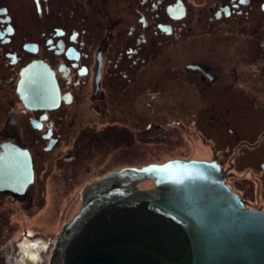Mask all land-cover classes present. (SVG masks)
<instances>
[{"label":"flooded vegetation","instance_id":"1","mask_svg":"<svg viewBox=\"0 0 264 264\" xmlns=\"http://www.w3.org/2000/svg\"><path fill=\"white\" fill-rule=\"evenodd\" d=\"M263 80L264 0H0V151L26 152L33 173L0 204L32 209L48 185L81 204L112 172L196 160L264 213ZM167 128L185 154L140 165Z\"/></svg>","mask_w":264,"mask_h":264},{"label":"water","instance_id":"2","mask_svg":"<svg viewBox=\"0 0 264 264\" xmlns=\"http://www.w3.org/2000/svg\"><path fill=\"white\" fill-rule=\"evenodd\" d=\"M28 154L3 146L0 194L23 196ZM153 181V187L137 185ZM264 264V213L245 208L216 162L171 160L100 177L81 193L48 264Z\"/></svg>","mask_w":264,"mask_h":264},{"label":"rangeland","instance_id":"3","mask_svg":"<svg viewBox=\"0 0 264 264\" xmlns=\"http://www.w3.org/2000/svg\"><path fill=\"white\" fill-rule=\"evenodd\" d=\"M206 40L211 41V39ZM235 40L236 50L234 55L237 57L244 54L240 46L246 45V38L245 36H237ZM236 62L240 64L238 60ZM257 66L256 63L250 65L245 62L243 71L252 72ZM244 87L246 86L244 85ZM191 128L187 129L194 135V128ZM167 129L173 131L175 137L162 138L156 141L152 148L154 154L148 155L147 158V155L141 158L140 165L151 162L161 163L166 159L181 157L185 154L186 143L183 141L181 149L179 147L181 145L180 137L182 136V134L180 136L179 128ZM176 138H178V141H175ZM198 151L197 149L196 152ZM48 186L49 189L33 193L36 204L32 209L27 208V205H25V208L21 205H13L8 201L0 204V215L2 214L0 220L4 221L0 224V264H31L32 260L42 258L44 264H48L49 250H51L50 247L53 246L57 234L64 223L68 222L77 212L80 205L79 192H59L55 191L51 185ZM152 187V182L143 183L139 186L143 190ZM46 247L49 248L48 255H42L40 252H43ZM9 251L13 259L8 258ZM10 261L12 262L10 263Z\"/></svg>","mask_w":264,"mask_h":264},{"label":"bare ground","instance_id":"4","mask_svg":"<svg viewBox=\"0 0 264 264\" xmlns=\"http://www.w3.org/2000/svg\"><path fill=\"white\" fill-rule=\"evenodd\" d=\"M198 148H199V145L196 146V151H197ZM197 153H202V151H198ZM152 184H153V181H152Z\"/></svg>","mask_w":264,"mask_h":264}]
</instances>
